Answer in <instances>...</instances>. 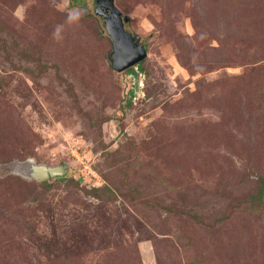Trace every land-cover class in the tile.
Instances as JSON below:
<instances>
[{"label": "rangeland", "instance_id": "1", "mask_svg": "<svg viewBox=\"0 0 264 264\" xmlns=\"http://www.w3.org/2000/svg\"><path fill=\"white\" fill-rule=\"evenodd\" d=\"M113 2L133 76L95 0H0V264H264V0Z\"/></svg>", "mask_w": 264, "mask_h": 264}, {"label": "water", "instance_id": "2", "mask_svg": "<svg viewBox=\"0 0 264 264\" xmlns=\"http://www.w3.org/2000/svg\"><path fill=\"white\" fill-rule=\"evenodd\" d=\"M109 16L113 18L109 22L107 33L112 40L111 67L117 73H122L141 63L147 56L144 45L137 43V39L123 27L120 12L114 6L113 0H108ZM100 15L99 11L97 13ZM67 165L46 166L36 164L32 160L17 163L14 173L26 180L46 182L50 179L61 178L67 173Z\"/></svg>", "mask_w": 264, "mask_h": 264}, {"label": "flooded vegetation", "instance_id": "3", "mask_svg": "<svg viewBox=\"0 0 264 264\" xmlns=\"http://www.w3.org/2000/svg\"><path fill=\"white\" fill-rule=\"evenodd\" d=\"M94 6H95V13L97 14L99 11V13L102 17V20H103V24L105 25V27L107 29L108 28L107 24L113 20V18L109 16L110 11L108 8V0H95ZM137 43H138V41H137Z\"/></svg>", "mask_w": 264, "mask_h": 264}, {"label": "clouds", "instance_id": "4", "mask_svg": "<svg viewBox=\"0 0 264 264\" xmlns=\"http://www.w3.org/2000/svg\"><path fill=\"white\" fill-rule=\"evenodd\" d=\"M79 17L78 16H74L73 12H69V20L70 21H74V20H78ZM62 30V26H57V28L54 31V36H58V34L61 32Z\"/></svg>", "mask_w": 264, "mask_h": 264}, {"label": "trees", "instance_id": "5", "mask_svg": "<svg viewBox=\"0 0 264 264\" xmlns=\"http://www.w3.org/2000/svg\"><path fill=\"white\" fill-rule=\"evenodd\" d=\"M142 63V62H141ZM141 63H139V64H137L138 66L139 65H141ZM136 66V65H135ZM134 67V66H133ZM133 67L132 68H130V69H128L127 71H125V72H127V73H133L132 71H133ZM130 98L133 96V92L131 91V93H130ZM56 180H60V178H56ZM42 185L43 186H48V184L46 183V182H44V183H42ZM263 188H264V186L262 185L261 186V189H260V192H259V195H261V193H262V191H263Z\"/></svg>", "mask_w": 264, "mask_h": 264}, {"label": "built area", "instance_id": "6", "mask_svg": "<svg viewBox=\"0 0 264 264\" xmlns=\"http://www.w3.org/2000/svg\"><path fill=\"white\" fill-rule=\"evenodd\" d=\"M135 68H136V69H135ZM132 72H133V73H130L131 76L138 74L137 66H134V67H133V71H132Z\"/></svg>", "mask_w": 264, "mask_h": 264}]
</instances>
